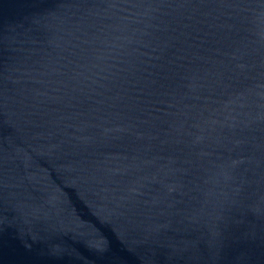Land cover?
<instances>
[{
	"label": "water",
	"instance_id": "95a60500",
	"mask_svg": "<svg viewBox=\"0 0 264 264\" xmlns=\"http://www.w3.org/2000/svg\"><path fill=\"white\" fill-rule=\"evenodd\" d=\"M0 264H264V0H0Z\"/></svg>",
	"mask_w": 264,
	"mask_h": 264
}]
</instances>
